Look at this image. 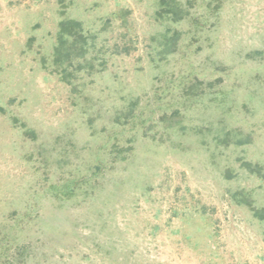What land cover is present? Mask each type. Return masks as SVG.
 <instances>
[{"label": "rangeland", "instance_id": "1", "mask_svg": "<svg viewBox=\"0 0 264 264\" xmlns=\"http://www.w3.org/2000/svg\"><path fill=\"white\" fill-rule=\"evenodd\" d=\"M177 1L0 0V264H264V0Z\"/></svg>", "mask_w": 264, "mask_h": 264}, {"label": "trees", "instance_id": "2", "mask_svg": "<svg viewBox=\"0 0 264 264\" xmlns=\"http://www.w3.org/2000/svg\"><path fill=\"white\" fill-rule=\"evenodd\" d=\"M159 3L161 6L160 15L171 17L174 20H179L183 17L181 14L183 10L177 0H160ZM94 38H96L95 35L86 30L81 20L65 15L62 16L58 23L56 43L53 50V68L62 80L71 83L72 79L78 77L79 73L96 67V59L92 55ZM175 38V36L171 37V39L169 37L167 41L171 40L173 43ZM166 46L169 47L170 44L166 42ZM115 47L114 49H119V46ZM102 64H104V61L99 63V65ZM175 117L177 115L170 116L168 119L173 118L175 120ZM247 165L251 167L250 164ZM251 171L257 172L264 177L260 166L252 167ZM241 201L250 205L257 217L264 219V209L253 206L249 197L242 195Z\"/></svg>", "mask_w": 264, "mask_h": 264}]
</instances>
